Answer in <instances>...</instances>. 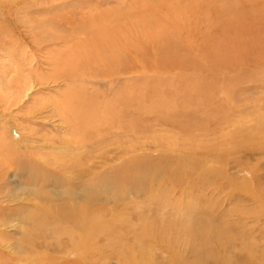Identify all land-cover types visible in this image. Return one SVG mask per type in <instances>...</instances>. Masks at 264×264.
<instances>
[{"label": "rangeland", "instance_id": "rangeland-1", "mask_svg": "<svg viewBox=\"0 0 264 264\" xmlns=\"http://www.w3.org/2000/svg\"><path fill=\"white\" fill-rule=\"evenodd\" d=\"M135 1L9 0L7 15L0 5V166L9 161L0 182V207L9 210L7 224L0 227V264H23L19 246L28 244L24 236L35 224L32 206L25 207L32 194L43 193L41 184L29 181L34 172H27L25 162L33 160V149L51 167L80 156L90 165L93 157H119L95 176L119 170L135 156L141 169L135 185L117 186L114 174L106 188L93 192L91 212L103 225L93 230L90 254L74 260L57 251V241L41 237L36 250L29 251L30 264H264L263 14L252 13L251 0H169L168 11L167 5L161 7L166 0H138L159 12L144 10L139 18L132 11ZM256 7L263 11L262 3ZM134 26L138 42L124 39L134 47L132 55L123 59L119 54L122 62L115 53L107 60L108 66L119 59L143 72L133 100L132 85L123 80L120 87H111L92 78L53 79L49 52L65 50L62 39L74 34L76 43L93 32L88 39L93 44L99 34L102 40ZM160 28L164 36L150 40ZM54 34L63 37L53 42ZM139 47L142 57L134 64L133 49ZM174 56L180 63L164 70V60ZM147 68L156 73L148 74ZM67 92L73 107L79 101L81 107L87 103L89 112L101 106L107 118L110 111L102 103L106 100L112 110L116 105L118 118L106 121L104 144L95 143L94 132L90 135L94 150H63L71 128L60 120L54 102ZM123 97L128 104L123 113L134 109L138 131L118 139L117 123L125 120L118 106ZM132 144L138 151L131 153ZM49 175L51 182L63 184L45 191L66 198V177ZM207 240L210 245L200 249Z\"/></svg>", "mask_w": 264, "mask_h": 264}, {"label": "bare ground", "instance_id": "bare-ground-1", "mask_svg": "<svg viewBox=\"0 0 264 264\" xmlns=\"http://www.w3.org/2000/svg\"><path fill=\"white\" fill-rule=\"evenodd\" d=\"M140 1H142V0H140ZM251 1L252 2L250 4L253 6L252 7L253 8L252 13H254L256 15H258V14L262 15L263 14V17H264V0H254V1L251 0ZM8 2H9V0H0V3H1L0 5H2V11H4V13L6 15L9 14V3ZM152 2H153V0H152ZM139 3L140 2L138 0H136L132 4V8H133L132 11L134 10V13L136 14V15L133 14V15H135V17L138 15V17L140 18V14L144 16V14H143L144 10H149V9H151L153 11L155 10L154 14H156L158 12V9H155V7L150 8V6H149L150 3H145V2H142L141 4H139ZM244 3H245V1H244ZM259 3L263 4V11L258 10L259 7L258 8L256 7V5H258ZM163 6L164 7L166 6V11L172 10L171 9L172 8L171 1H169V0H166L164 3H162L161 7H163ZM180 7H181V5H180ZM178 9H180V8H178ZM176 12H178V10ZM254 14H252V16L256 19V16ZM175 15L177 18V15H179V13L175 14ZM161 16H163L164 18L166 17V15L165 16L161 15ZM4 17H3V19H4ZM147 18H149V17H147ZM161 18L162 17H160V19ZM127 20H130V19L128 18ZM156 20H159V19L156 17L155 22H156ZM6 21H8V20H6ZM57 21L58 20H56L52 23L55 24ZM66 21H70V19H66ZM142 22L144 23V26H146L144 20H142ZM178 23L181 24V22H178ZM128 24L129 23L127 22V25ZM238 24H240V22H238ZM3 25H5L4 22H3ZM172 25H174V24H172ZM240 25H242V24H240ZM129 26H130V24H129ZM135 27L136 26L132 27V29L131 28H125L126 29L125 32H122V33L117 32L115 36H111V37L108 36L107 38H105L103 36L102 40H100V35H102V34H99L97 37L98 42L95 41V42H93V44L88 42V39H92L93 32L89 34L90 36H87V34H85V36H87V37L84 36L83 39H80L76 43H73L76 41L75 38L77 37V36L75 37L74 34L70 35L69 37L65 36L66 38H64V41L62 39L61 43L62 44L65 43L64 48L66 47V49L65 50H62V49L61 50L60 49L53 50L52 49V51L49 52L48 58L50 61L51 69L53 70V71L51 70L53 79H56L57 81L63 80V81L70 83L71 81L72 82H74V81L79 82V80H80L82 82L87 78L88 79L92 78V79L101 80V81L107 83L106 84L107 86L109 85L111 87L113 85L120 87V85L123 83L121 80H123L125 82H128L129 85H132L130 93H132V91H133L132 99H131V100H133L135 97L134 94L136 92V85H137L138 81L140 80L138 75L143 73V72L139 71V69H137V68L135 70L131 66H127V65L122 64V63L120 64V63H118V61H119V59H121L123 62V59H125V57L127 55H129V56L132 55L131 51H132V48H134V47L130 46L129 41L133 40V41L138 42V39H139V36L136 33L137 30ZM159 31L160 32L155 36L150 33L151 35H149L148 38H150V40H152V41H154L156 39L160 40V38H162L164 36L163 32L165 30L163 28H160ZM95 36H96V34H95ZM62 37L59 35L57 36V34H54V36L51 37V40L53 42H55V40L60 41V38H62ZM124 39H127L129 41L125 44ZM168 49H169V46H168ZM141 51H142V49H140V47H139V50H136V48L133 49V52L135 54V58L133 60L134 64L137 61L140 62V57H142ZM115 53H116V55H118L117 56L118 58H119V54H123L124 58L123 59L119 58L118 60L114 59V61L116 60V62L113 65L111 64V66L110 65L108 66L107 60H108L109 56H112L113 54L115 55ZM139 55H141V56H139ZM31 59H32V56H31ZM178 63H180L178 57L174 56L171 60H169V58L165 59L164 63H162V64H165L164 70H167V69L175 67ZM161 66L163 67V65H161ZM167 67H170V68H167ZM147 70H148L147 71L148 74L149 73H153V74L156 73V71L152 70L151 68H147ZM77 72L81 73L82 77H81V75L78 76ZM42 81H43V79H41V82ZM41 84H43V83H41ZM122 88L123 87H121L120 90ZM128 94L129 93H127L126 95L124 94V95L126 97H128ZM68 95H69L68 92H67V94L66 93L62 94L61 98H63V99H61V100L56 99L57 101L55 100L56 102H54L55 103L54 104V110L58 114L60 120H62L63 124H65L66 126L71 128V135L72 136H71V138L67 139L64 142L65 146H64L63 150L67 151V153H69V152L70 153H76L77 151H81L83 153V152L87 151L88 149L94 150V149H96V147H95L96 145L93 146L95 143L102 145L105 142V134H108V128L105 125L106 121H108V119H117L118 118L119 113H118V111H115L116 105H115V103L112 104L114 107V110H112L110 104H108L105 100L102 103V105L107 106V110L110 111V113H108V114H110V115L107 118L108 115L107 114L105 115V112H104L103 113L104 118L102 119L103 116L100 114V112H101L100 107L101 106L99 108H97V107L94 109L91 108V111L89 112L88 111L89 108L86 109V106H85L86 102L84 101L82 104L83 106L81 107V106H79L81 104V101H79V103H77V105H76L77 107H73L71 102H70L71 100H69ZM78 97H79V95H78ZM129 97H130V95H129ZM122 99H123L122 101H119L118 106L120 108L122 107V113H123V108L125 106H127L128 104L125 103L127 100L126 98L123 97ZM123 101H125V102H123ZM128 101H129V99H128ZM129 102H130L131 106L134 103L133 101H129ZM134 114H135L134 109L132 110V112L123 113V117L125 118L126 121L125 120L123 121V119H122L121 122L117 123L118 126L116 127L117 130L115 132L117 133L116 135H117L118 139H119V137L124 136V134L131 136V137H134L136 135V133L138 131V127L136 124V120L133 117ZM126 116H130V120H129V118L126 119ZM98 118H100L101 120ZM167 121H170V120L167 119ZM93 132L97 135L98 140H99V141L95 140V143L92 141L94 139H90V138H92L90 135ZM119 134L120 135L122 134V136H120ZM19 137H20L19 139H21L20 135H19ZM74 138L77 140V142H73ZM88 139H90V140L88 141ZM90 141H92V143H90ZM90 145H92V146H90ZM137 149H138V146L135 144H132L130 146L131 153L136 152ZM89 153H90V151H89ZM31 155H32L33 160L31 159L28 162H25L26 167H28L27 172H29V171L34 172V175L31 176V179L29 181L31 184H35V185H39V186L41 184V188H43L42 190H43L44 194L42 192H35L34 194H32V196H31L32 198L28 200L30 203H27V202L25 203V207H27V208L29 207V205H30V207L32 206V208H31V209H33L32 217L34 218L35 224H34V226L33 225L30 226V224H29L28 227L29 228L32 227V231H31V233L27 232L29 234L28 237L24 236L27 241L25 239H23V240H25V243H28L27 244L28 247H27V245L20 243L19 249L22 252V253H19L20 254V257H19L20 262H23V264L24 263L30 264V263H28V261L30 260V256H28L30 254L29 251H35L36 250L37 245L35 244V241L41 237H44V238L49 237L50 239L57 241L59 243V244H56L58 246L55 247L57 249V251L59 253H61L62 255H66L67 257L73 256L74 260H77L78 258H82L81 256H83V255L86 256V254H90L91 253L90 249L92 246L93 230L95 232L96 229L99 230L98 226L103 225V222L99 219V217H95L96 215H93V212H91V204L93 203V200H94L93 192L95 190L101 191L104 188H106L107 178H109V176H112L114 174L118 177V179H117L118 181L116 184L117 186H119V187L124 186L126 183L127 184L132 183L135 185L136 184L135 182L137 180L139 181V169H141V167H140L141 162H140L139 158L137 156H135L131 160L124 162L122 168H120L119 170L107 171V172H103V174L100 176H95V174H94L95 172H98L99 170L104 169L108 165L109 161L115 162V161L119 160V157L117 160L116 159L112 160V159L107 158L106 155L101 156V157L100 156H97V157L92 156L93 159L95 158L96 160L94 161L91 159L92 163L90 165L88 163V160H84L80 156V157H76V158H70V159L64 161L61 165H53L54 167H51L49 165H52V164H50L48 162V160L45 159V157H43V154L40 152V150L35 151L33 149V152H31ZM81 155H83V154H81ZM89 157L90 156H88V158ZM17 158H19V157H17ZM8 168H9V161L6 159V162L0 166V182H3L5 180L6 174L8 172ZM123 171H124V174H122ZM58 173H60L62 176L66 177V180H64V184H65L64 186H66L68 188V193H66L67 197L63 198L61 200L58 199L59 197H61V195H59L58 193H53L51 191H45V189L47 190V188L49 186L52 187L54 190L55 189L57 190L60 187V183H62V181L51 182V175H49V174H58ZM140 176H141V174H140ZM50 182H51V184H50ZM129 186H131V184H129ZM2 188L0 190V195H2L3 191H4V190H2ZM41 188H39V190ZM77 192H79L80 194L77 195ZM43 197H45V198H43ZM57 203H59L58 206L55 205ZM1 209H3V208L0 207V227H3V226L5 227V225L7 224V222H5V221H7V218H6L7 216L4 214H5V212H8L9 210L6 211V209H3V210H1ZM28 209H30V208H28ZM24 224L27 226L26 222ZM33 231L36 233L35 235L33 234ZM218 241H219L220 246L223 245L222 241H220V240H218ZM209 242L210 241L207 240V242L204 241L203 243H201L200 249H204V247L206 245L209 246L210 245ZM197 243H198V241H197ZM45 245H47V244L46 243L42 244V247H45ZM49 246L54 247V245H52V244ZM31 253H33V252H31ZM0 254H3V253H0ZM144 254L145 253L143 252L142 255H144ZM147 256L150 257L151 255L149 254ZM27 257H29V258H27ZM0 258H1V256H0ZM49 260H47V261H49Z\"/></svg>", "mask_w": 264, "mask_h": 264}]
</instances>
